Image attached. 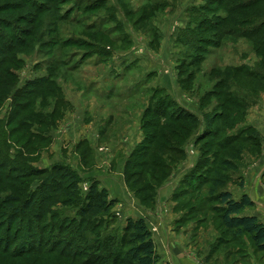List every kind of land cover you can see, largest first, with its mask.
Masks as SVG:
<instances>
[{"label":"rangeland","instance_id":"374dc122","mask_svg":"<svg viewBox=\"0 0 264 264\" xmlns=\"http://www.w3.org/2000/svg\"><path fill=\"white\" fill-rule=\"evenodd\" d=\"M245 1L0 0V33L13 38L25 28L34 30L27 46L13 52L5 68L12 89L1 93L0 163L21 172L34 168L47 173L27 182L28 187L0 185V209L9 196L39 193L51 170L67 165L81 180L77 190L73 195L54 194L50 212L32 221L39 229L31 233L36 242L42 238L50 246L63 241L57 251L75 228L87 235L82 246L95 244L94 251L77 252L80 263L58 260L55 253L49 264H83L89 256L91 264H135L127 258L130 233L125 228L130 219L146 222L162 264H177L162 258L168 251L175 256L173 240L184 237L190 264H264V252L257 251L249 236L222 226L219 205L211 198L215 188V193L230 192L240 200L246 174L261 173L258 180L264 182V0H259L263 2L257 10H234ZM242 12L244 17L237 15ZM31 16L37 20L34 27L26 23ZM223 18L253 22L252 29L258 27L260 35L217 38L209 29ZM201 21L204 32L198 30ZM40 81L41 96L34 109L7 128L16 113L15 94L21 95L19 102L33 99L28 91ZM163 100L169 104L158 112ZM109 115H140L137 135L121 129V124L131 123L126 119L117 129L99 128L97 123ZM40 119L45 128L37 126ZM25 120L30 124L11 138L12 127ZM175 131L179 137L172 135ZM32 134L44 135L46 141L33 140L24 153L22 147ZM153 135L156 141L148 149ZM122 147L127 150L113 151ZM132 155L143 174L136 190L126 181ZM118 160H125L123 192L118 194L131 200L127 203L132 210L126 213L114 198L118 194L102 188L99 179L104 175L97 172L101 166L100 171L111 175ZM92 182L116 204L108 214L84 219L80 211ZM215 182L223 185L216 188ZM153 186L157 187L152 194ZM144 188L148 191L136 194ZM3 209L0 238L5 232ZM17 228L16 224L11 233L12 244ZM27 233L12 249L26 245ZM101 243L107 244L103 251Z\"/></svg>","mask_w":264,"mask_h":264},{"label":"trees","instance_id":"16d2710c","mask_svg":"<svg viewBox=\"0 0 264 264\" xmlns=\"http://www.w3.org/2000/svg\"><path fill=\"white\" fill-rule=\"evenodd\" d=\"M245 2L246 3H243V5H241L240 7H235L234 10H257V7L263 1L248 0ZM212 3L215 4L214 2ZM221 4L223 3L221 2ZM34 6V9L37 10V6ZM231 12H233V10ZM38 13H40L39 9L36 14ZM237 15H239L240 17H244V12L237 13ZM26 23L34 27L35 24H37V20H34V17L31 16L30 19L26 21ZM253 24V22L249 21H230L228 18H223L221 22H219L215 27H212V29H209V31L211 30V32L216 33L217 38L221 37V39H224L228 36L244 38L255 37L257 34L260 35V31L258 27H253L256 29H252L251 26ZM204 25L205 24L203 23V21H201V23L198 24V30L204 32ZM227 25L230 26L229 29L222 31V28ZM33 35L34 30L31 29V27L25 28V31L23 30L22 35H15L13 38H9V36L7 38L4 36L3 33H0V44H2V46H0V103L3 98V95L1 94L3 93L2 89L11 86L7 82V71L5 69L7 65H9L11 61H13L11 60V54L19 49L25 48L28 44L29 38L32 39ZM205 40L207 39H204V41ZM196 43H200L202 45L204 44L203 41L200 42L198 40L196 41ZM196 48H198L199 51V47L195 46V49ZM198 64H201V62H198ZM41 83V81L38 83H32V89L28 92H31L29 95L33 96V99H28L25 102H19L17 101V99H21L22 97L21 95H19V93L15 94L13 103L14 108L16 109V113L15 116L12 118V121H10V123L8 124L7 128H10V126L15 124V121L17 122L19 119H22L26 112L32 111L34 109V106L37 104L38 99L41 96V92H39V89H37ZM222 84L223 83L220 82V85ZM52 85H54V83ZM10 88L12 89V87ZM165 101L166 100H163L160 104L158 112L164 110L166 108L165 106L169 104L167 101ZM33 116L30 118L31 120ZM44 121L42 119L38 121L37 126L40 129L45 128L44 125L46 124ZM170 121L171 120H169V122ZM187 122H189V120H187ZM28 123V120H25L21 123V127H12L11 131L9 132V136L11 138H15V136L18 135V133H20L24 127L28 126ZM172 135H174L175 137H179V132L175 131L172 133ZM156 136L157 135H153V139L147 146L148 149L154 145V142L156 141ZM45 138L46 137H44V135L42 136L39 134H32L31 138L27 140L24 144V147H22V150L24 151V153L25 151L28 152L29 148H31L32 146L33 140H37L40 144H43L46 141ZM32 148V151L34 153L37 152V145L35 147L33 146ZM24 153L23 156H25ZM86 155L87 152H84V156ZM135 159L136 156L132 155L125 168L127 184H129L131 189L134 190H136L139 184L143 182V174L142 172L138 171V167L140 165H138L137 162H134ZM24 168L29 167L25 166ZM46 174L47 173H44L40 170L38 171L34 168L26 172H21L16 167L7 168L5 164L0 163V185H5L6 183L7 185L18 184L24 188L27 185V182ZM163 177L165 178V176ZM63 181H65L67 185H64L62 183ZM80 182L81 180L78 178L77 173L71 167L61 164L55 166L49 173V176L46 177L44 181H41V191H39V193L31 192L27 196L24 195L25 193H22L23 197L20 195L18 197L9 196L7 199L4 200L2 205L4 209H0L4 210L5 215L3 216L6 217L4 221L5 224L3 223L4 225H2L4 226L5 232L2 233L3 238H0L2 239L0 245V264H49L50 258L55 253L57 255L58 260H70L75 263L79 262L78 260L80 258V255L77 252H79L80 250H84V248L89 251L95 250V244H91L90 246H82L81 242L88 240L86 238L87 235L80 233L77 228L71 230L67 234L68 236L66 239V243L59 251L57 250L60 248L61 244H63V241L62 243L60 242L61 244L59 243L57 246H50L48 242L44 243L45 240L42 238L38 239V241L36 242L32 235V231L34 230V228L39 229V227L35 226V223L32 221L34 219H38L39 221H41L50 212L48 211V206H51L55 203L54 194L62 192L64 194L66 193V195H73L74 192L77 190ZM160 183L161 181L158 182V184ZM214 185L217 188L218 186H222L223 184L215 182ZM28 186L29 185H27V187ZM156 187H151L152 189L151 191H149L153 194ZM215 190V188L211 190V198L214 200V202H216V204L219 205L216 210L220 215L222 226L226 230L234 232L238 236H249L257 251L264 252V224L260 222V220L255 216L245 215L247 209L253 208L255 206L251 198L248 195H244L240 200H236L230 192L224 191L220 193H215ZM146 191H148V189H138L136 194L141 195ZM39 200H41L40 204H38ZM143 201L145 202L147 201V199H144ZM16 203L18 208H15ZM115 204V200H109L108 193L106 190H100L98 187V183L92 182L89 192L84 197V202L82 204L80 215L82 218L85 219L87 217H96L101 214H108L111 209L115 206ZM16 224L18 226L16 233L14 234L16 238L14 243L12 244L11 233L14 230ZM84 224L85 223H82V225ZM86 225L87 229L91 228V224L88 223ZM26 231H28V238L26 239L28 240V242L26 243V245H20L18 247L16 246L15 249H12V246L16 245L17 241L25 237L23 235L26 233ZM125 232L130 233V249L127 252L128 259H130L135 264H162L161 257L159 256L156 250V245L153 240L152 233L143 219H130L125 228ZM106 247V243H101L100 248L102 249V251ZM92 262L93 257L89 256L87 258L85 257L83 264H91Z\"/></svg>","mask_w":264,"mask_h":264},{"label":"crops","instance_id":"0c3cea01","mask_svg":"<svg viewBox=\"0 0 264 264\" xmlns=\"http://www.w3.org/2000/svg\"><path fill=\"white\" fill-rule=\"evenodd\" d=\"M180 90L182 91V89H180ZM94 116L96 118V116H98V115H94ZM79 117H83V116L82 115H78V118ZM124 119H126V120H124ZM138 119L141 120V116L140 115H138V116L137 115H109L108 118L104 117V119L102 121L103 123H101V124L97 123V126L99 128H101V129L105 128L104 131L108 130V129L111 130L113 128L117 129V128H119V122L121 120H124L126 122H131V123H123L124 125L123 124L120 125L121 129L124 128V130H125L124 133L126 131L130 130V132H129L130 135H133L134 133L137 135V132H135L136 131L135 130V123H137ZM100 131L104 132L102 130H100ZM138 136L141 137V132H140V134H138ZM112 144H113L112 142H111V144H108L107 142L105 143V145H109L110 147H112L114 145V144L113 145ZM115 148H114L113 151H116V152H118L117 150H124V151L127 150V149H123V147L120 148V149H118V148L115 149ZM129 150H131V149H129ZM105 163L103 161V164H105ZM124 166H125V160L124 161L118 160V165L115 167V169H117V170H116V172H113L111 175H108L105 172L100 171L101 170V166L97 167L98 169H100V170L97 169L98 170L97 172L100 173V175L101 174L104 175L103 178L100 177V179H99L101 181V183H102V188H105V189L109 190L110 195H112V196L117 195L119 191L123 192L122 191V185L124 186V182H123V179H124V176H123ZM192 166L193 165H190L189 168H192ZM260 176H261V173H260ZM260 176H258V174L257 175L255 174V176H252V175L248 176L246 174V186H245V189H244L243 193L241 192V194H239V195H240V198H241L242 195L243 196L244 195H248L251 198V200L254 202V204H255V206L253 208H250V209L246 210L245 215H247V216H255V217L259 218L264 223V182H263L262 179H260L261 181L258 180ZM114 198H118L121 201L120 208L124 210V213H126V211L132 210L130 205H128L129 203H127V201L128 202L131 201L130 198L126 197L125 195H123V197H120V194H118ZM137 215H139V213ZM148 215L150 217L151 216H155L154 214H148ZM141 216H142V218L146 219L145 215L141 214ZM187 242L188 241L185 240V237L182 238V239H179L178 242L173 240L174 247H175V249H174L175 256H173L172 253H170L168 251L167 255H165V254L163 255L162 260L165 261V262H167L169 260L170 261L174 260L175 262H177V264H190L188 259H186L187 255L185 254V252L183 250L186 247Z\"/></svg>","mask_w":264,"mask_h":264}]
</instances>
